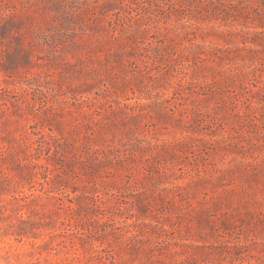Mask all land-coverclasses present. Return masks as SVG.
<instances>
[{
	"label": "rangeland",
	"instance_id": "1",
	"mask_svg": "<svg viewBox=\"0 0 264 264\" xmlns=\"http://www.w3.org/2000/svg\"><path fill=\"white\" fill-rule=\"evenodd\" d=\"M0 264H264V0H0Z\"/></svg>",
	"mask_w": 264,
	"mask_h": 264
}]
</instances>
